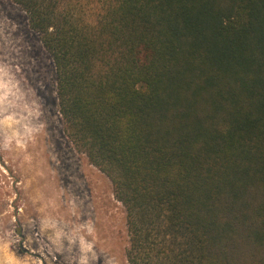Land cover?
I'll return each instance as SVG.
<instances>
[{"label":"trees","instance_id":"trees-1","mask_svg":"<svg viewBox=\"0 0 264 264\" xmlns=\"http://www.w3.org/2000/svg\"><path fill=\"white\" fill-rule=\"evenodd\" d=\"M13 1L126 210L128 264H264V0Z\"/></svg>","mask_w":264,"mask_h":264},{"label":"rangeland","instance_id":"rangeland-1","mask_svg":"<svg viewBox=\"0 0 264 264\" xmlns=\"http://www.w3.org/2000/svg\"><path fill=\"white\" fill-rule=\"evenodd\" d=\"M128 245L111 179L65 130L52 56L0 0V264H128Z\"/></svg>","mask_w":264,"mask_h":264},{"label":"bare ground","instance_id":"bare-ground-1","mask_svg":"<svg viewBox=\"0 0 264 264\" xmlns=\"http://www.w3.org/2000/svg\"><path fill=\"white\" fill-rule=\"evenodd\" d=\"M11 164V163H10ZM12 165V164H11ZM16 167V166H15Z\"/></svg>","mask_w":264,"mask_h":264}]
</instances>
